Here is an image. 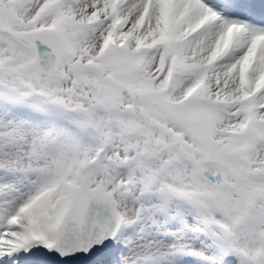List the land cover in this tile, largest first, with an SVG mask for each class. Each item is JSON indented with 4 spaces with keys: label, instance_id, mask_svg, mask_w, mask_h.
I'll list each match as a JSON object with an SVG mask.
<instances>
[{
    "label": "snow or ice",
    "instance_id": "snow-or-ice-1",
    "mask_svg": "<svg viewBox=\"0 0 264 264\" xmlns=\"http://www.w3.org/2000/svg\"><path fill=\"white\" fill-rule=\"evenodd\" d=\"M0 264H264V0H0Z\"/></svg>",
    "mask_w": 264,
    "mask_h": 264
}]
</instances>
